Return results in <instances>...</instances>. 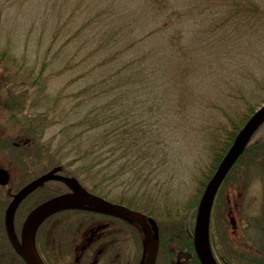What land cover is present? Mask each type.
I'll return each instance as SVG.
<instances>
[{
    "label": "rangeland",
    "instance_id": "rangeland-1",
    "mask_svg": "<svg viewBox=\"0 0 264 264\" xmlns=\"http://www.w3.org/2000/svg\"><path fill=\"white\" fill-rule=\"evenodd\" d=\"M133 1L0 0V52L8 51L7 61L0 67V168L8 173V183L0 184V233L4 232L3 213L12 193L55 166L60 168H54V177L17 207L16 230L32 203L66 189L65 176L76 177L82 191L127 205L130 202L145 213L151 210L150 216L160 223L167 216L171 237L186 231L187 226L192 229L196 209L193 212L190 203L199 199L204 187L202 181L210 170L214 171V152L226 141L228 131L235 124L241 127L264 102V0H167L163 12L157 17L150 16L149 27L162 28L158 42L166 46L169 58L164 64L161 61L164 76L157 79L158 87L149 85L134 90L133 101H136L134 112L141 111L144 124L156 121L160 131L152 140L159 143L152 141V144L159 151L138 178L133 168L117 180L101 183L107 173L94 175L95 168L85 171L88 160H75L76 154L67 145L62 130L68 121L62 118V113L75 104L73 93L92 80L81 73L101 57L93 62L90 58L81 61L85 50L75 58L71 54L90 32H100L111 25L118 27L122 20L134 24L138 23L135 20L144 19L143 6ZM252 5L261 9V14ZM110 12L112 16L104 17ZM89 20L92 22L77 38L79 41L64 45L73 31ZM57 27H61L62 36L47 52L49 39L40 41L38 37L43 31L49 33ZM150 43L153 44L152 40ZM43 60L50 61L42 72L46 86L42 89L40 81L35 83L32 79L21 83V73L30 71L33 78L38 75ZM7 74L10 81H5ZM5 84L18 90L30 85L24 108L30 114L48 110L51 124L41 136H29L21 115L11 113L10 109L16 105L5 101ZM43 91L51 99L63 95L67 102L62 109L42 106ZM91 106L93 102L85 109ZM246 114L248 117L243 121ZM134 120L139 121L137 117L131 119ZM263 135L264 124L258 133ZM259 157L260 164L255 161L251 164L248 158L244 163L240 161L227 174L215 196L209 226L213 239L224 252L228 251L227 242L242 247V251L251 245L264 246V155ZM106 161L105 158L101 163ZM121 161L108 172L117 171ZM230 215L236 223L234 229ZM80 217L76 213L60 214L56 227L51 229V222L44 220L39 232H72ZM178 243L171 238V251Z\"/></svg>",
    "mask_w": 264,
    "mask_h": 264
},
{
    "label": "trees",
    "instance_id": "trees-1",
    "mask_svg": "<svg viewBox=\"0 0 264 264\" xmlns=\"http://www.w3.org/2000/svg\"><path fill=\"white\" fill-rule=\"evenodd\" d=\"M130 1L134 2L133 0ZM136 2H139L143 6L146 13L144 19L140 21L135 20L138 23L134 24H130L128 20H122L121 24L117 25L118 27L111 25L107 29H100V32H90L88 36H84L80 45L71 54V58H75L85 50L86 53L81 58V61L90 58L89 60L93 62L96 57H101L96 62L90 63L89 67L83 71L84 73H81L82 76L91 77L92 80L89 83L87 82L86 85L84 84L79 87L73 93L72 99L75 101V104L69 110L67 109V111L62 110V118L68 120L62 129L63 134L67 138V145L70 144L71 149L76 154L75 160L77 158L88 160V164L85 165V171L95 168L94 175L107 173L104 178H101L102 180L100 179L101 183L103 180H108V182L117 180L124 172L133 168H135L134 171L137 173L136 177L139 176V174H142L144 168L151 164L150 158L159 151L158 149L155 151L152 144L153 142L155 144L159 143L152 140L154 136L159 135L160 130L155 125L157 123L155 121L153 122L154 125L152 123L146 125L142 122L141 111H138L137 114L134 112L136 101H133V94L134 90H143L149 85L152 88H157V79L164 76V70L160 65L161 61L163 64L166 63L169 56L167 57L165 52L166 46L161 44L160 41V43L158 42L163 31L161 30V26L154 27L153 29L149 27L148 20H150V16L157 17L163 12L162 9L165 8L167 0H136ZM251 8L255 12L260 11L259 14H261V9L259 10L255 5H252ZM108 11L110 10L108 9ZM109 15L112 16V12L104 17ZM154 21L158 23L156 20ZM91 22L89 20L87 23H83L79 29L73 31L64 45L71 44L73 41H79L77 38L81 34H84L87 25ZM50 32L45 33L43 31L38 37L40 41L49 39L48 42L50 43L46 47L47 52L50 50L52 44L62 36L61 27H57ZM48 36L49 38H47ZM150 40H152L153 44L150 43ZM7 54V50L0 52V67L7 61ZM60 56L61 53H59L58 57ZM49 60L51 61V59ZM69 60L67 61L66 59L67 62ZM50 61L43 60L38 75L33 78H31L32 74L30 71L21 73L20 82L24 83L32 79V81L34 80L37 83V80H39L41 84L39 86L43 89L46 86V79L42 77V72ZM8 70L6 71L9 74L10 71ZM8 74V78L5 81H10V75ZM29 87L30 85L18 90L5 84L3 94L5 101L7 100L11 106L16 105L10 109L11 113H19L21 115L20 118H22V123L25 125L29 136H41L44 129L51 122H49L48 110L40 113L36 112V114H30L27 110H24ZM41 93H43L40 102L42 106L44 105L49 108L51 105L55 108L61 107L62 109L67 102L63 100V95L58 94L51 99L47 92L43 91ZM104 97L107 99L103 103L101 101ZM92 102L93 106L85 109V106ZM253 109L251 107L250 112ZM247 115H245L243 121L248 117ZM133 117H137L139 121H131ZM263 124L264 121L256 129L229 172L240 161L244 163L243 160L245 158H248L249 161L251 160V164L253 161L256 164H260L259 160L262 159L259 155H264V135L258 136V133ZM239 127V124H235L233 129L228 131L226 141L214 152L213 169H215L231 144ZM105 158L107 159L106 163H101ZM120 160H122L121 165H119L117 171L108 172ZM212 172L213 170H210L206 179L202 181V184L205 185ZM98 184L99 182L95 185L98 186ZM126 187L129 188L128 186ZM119 201H122V198ZM127 203L131 205L130 202ZM197 203L198 199L190 203L193 212L197 207ZM135 207L140 208V206ZM146 213L150 215L152 211L150 210ZM190 231L191 229L187 226L185 233L188 235Z\"/></svg>",
    "mask_w": 264,
    "mask_h": 264
},
{
    "label": "flooded vegetation",
    "instance_id": "flooded-vegetation-1",
    "mask_svg": "<svg viewBox=\"0 0 264 264\" xmlns=\"http://www.w3.org/2000/svg\"><path fill=\"white\" fill-rule=\"evenodd\" d=\"M63 182L66 189L58 190L55 193L69 190L65 179ZM39 187L30 192L24 199L38 191ZM39 201L32 203L26 213ZM121 204L135 208L126 203ZM67 213L81 215L76 224V229L72 232L50 231L40 234L39 228L42 224L35 232V250L43 264H142L144 234L142 226L137 220L108 211L66 209L54 213L45 221L51 222L50 227L52 229L58 225V215L64 216ZM168 220L167 216L163 217L161 223L152 216L147 219L154 237L157 239V250L153 264H201L194 250L192 232L190 231L187 235L182 230L181 233H177V236L171 237L168 230ZM229 221L233 229L236 228L232 215L229 216ZM16 236L18 240H21L20 227L19 230H16ZM171 238L180 241L172 248V251L170 248ZM232 243H226L228 251L220 250L218 241L213 239L209 226L210 251L216 264H264V246L261 247L260 244L251 245L250 249L242 251V247L235 244L236 247ZM253 253L256 254V257L253 256ZM0 264H27L12 246L5 231L0 233Z\"/></svg>",
    "mask_w": 264,
    "mask_h": 264
},
{
    "label": "water",
    "instance_id": "water-1",
    "mask_svg": "<svg viewBox=\"0 0 264 264\" xmlns=\"http://www.w3.org/2000/svg\"><path fill=\"white\" fill-rule=\"evenodd\" d=\"M263 121L264 102L253 111L238 129L230 146L206 182L200 195L195 212L192 240L195 253L201 264H216L211 257L208 246L210 212L216 191L231 166L243 152L248 141ZM53 175V171L48 170L26 182L14 193L12 199L8 202L4 210L3 223L7 237L16 251L25 259L27 264H43L36 253L34 245V236L39 224L51 214L69 208L108 211L137 220L142 226L144 234V259L142 264H153L157 250V239L154 237L153 230L147 221V215L137 209H132L123 204L111 202L100 195L81 191L80 183L74 176L65 177V183L69 186V191L49 196L28 211L20 228L21 240H18L13 223L14 212L17 205L27 194L36 189L43 182L52 179ZM7 182L8 173L4 168H0V184H6ZM262 208L264 217V189L262 194ZM202 244H206L205 246L208 250L207 254L205 253Z\"/></svg>",
    "mask_w": 264,
    "mask_h": 264
},
{
    "label": "bare ground",
    "instance_id": "bare-ground-1",
    "mask_svg": "<svg viewBox=\"0 0 264 264\" xmlns=\"http://www.w3.org/2000/svg\"><path fill=\"white\" fill-rule=\"evenodd\" d=\"M206 244H202V246H203V249H204V251H205V253L207 254L208 253V250H207V248H206V246H205Z\"/></svg>",
    "mask_w": 264,
    "mask_h": 264
}]
</instances>
